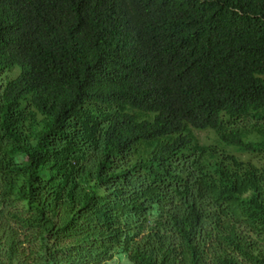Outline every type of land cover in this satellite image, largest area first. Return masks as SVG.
I'll return each mask as SVG.
<instances>
[{
    "label": "trees",
    "instance_id": "1",
    "mask_svg": "<svg viewBox=\"0 0 264 264\" xmlns=\"http://www.w3.org/2000/svg\"><path fill=\"white\" fill-rule=\"evenodd\" d=\"M121 252L264 264V0H0V264Z\"/></svg>",
    "mask_w": 264,
    "mask_h": 264
},
{
    "label": "clouds",
    "instance_id": "2",
    "mask_svg": "<svg viewBox=\"0 0 264 264\" xmlns=\"http://www.w3.org/2000/svg\"><path fill=\"white\" fill-rule=\"evenodd\" d=\"M109 264H132V261L129 259L127 253H119L115 255Z\"/></svg>",
    "mask_w": 264,
    "mask_h": 264
},
{
    "label": "rangeland",
    "instance_id": "3",
    "mask_svg": "<svg viewBox=\"0 0 264 264\" xmlns=\"http://www.w3.org/2000/svg\"><path fill=\"white\" fill-rule=\"evenodd\" d=\"M200 136L205 143H213L216 140V137L213 133H205V134L200 133Z\"/></svg>",
    "mask_w": 264,
    "mask_h": 264
}]
</instances>
